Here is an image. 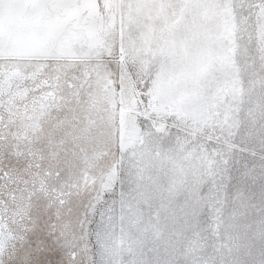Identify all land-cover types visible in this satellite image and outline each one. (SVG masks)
Here are the masks:
<instances>
[{"label":"snow or ice","instance_id":"obj_1","mask_svg":"<svg viewBox=\"0 0 264 264\" xmlns=\"http://www.w3.org/2000/svg\"><path fill=\"white\" fill-rule=\"evenodd\" d=\"M0 264H264V0H0Z\"/></svg>","mask_w":264,"mask_h":264}]
</instances>
